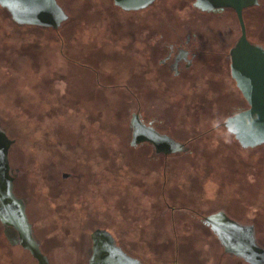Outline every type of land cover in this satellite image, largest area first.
<instances>
[{
    "label": "rangeland",
    "instance_id": "374dc122",
    "mask_svg": "<svg viewBox=\"0 0 264 264\" xmlns=\"http://www.w3.org/2000/svg\"><path fill=\"white\" fill-rule=\"evenodd\" d=\"M56 1L67 14V19L59 31L78 35L80 45L83 39H90L91 55L99 59L100 65H114L119 76L129 75L135 68V58H139L140 65L146 55L145 52L135 54L122 45L115 46L118 55L110 50L113 43L111 40L115 39V44L119 46L122 40L130 39L136 32L133 27L135 19L143 20L141 22L143 30L139 31L142 35L147 34L149 19L161 17L165 22L172 24H179L180 20L197 22L198 32L203 38L219 37L221 41L217 45L220 50L213 55L200 56L195 67L198 74L195 84L197 93L185 94L186 87L177 89L166 95L165 104L168 105L161 102L157 95L153 96L156 108L163 110L167 122H174L177 132L181 134V140H187L206 130H213L206 136L190 142L194 152L192 159H202L204 162L176 170L179 174L180 188L177 190V200H170L169 206L177 207L175 213L182 214L185 211L194 214L192 210L198 214L223 210L226 215L241 222L264 215V143L242 147L222 125L230 112L245 108L247 105L231 77L229 57L225 54L239 35L235 14L231 10H226L222 15L201 14L191 7L192 0H155L146 8L139 10H123L112 0ZM0 17H7L1 7ZM243 19L247 39L264 46V2L258 8L245 11ZM38 29L43 33L53 32L50 28ZM2 58L4 57H0V65L5 64V59ZM21 58L23 60L20 61L19 57L13 64L19 67L28 65L25 59L27 57ZM56 64L59 67L64 65L66 68L59 57ZM81 71L75 67L74 72L67 74V84L59 86L55 91L46 87L45 83L41 88H34V75L30 73H25L26 78L24 73L16 77L10 73L11 79L14 77L16 81L23 83L22 86H10L5 82L8 76L0 67V129L13 141L9 150V163L17 171L14 190L28 202V217L47 264H87L85 253L89 232L94 223L104 221L99 211L101 205L106 203L108 211L106 222L118 239H123L127 231L124 228L128 224L124 211L126 215L131 214L129 211H135L129 199L123 198L118 201L121 207L118 206L116 209L112 201L99 200L95 195L85 202L82 199L77 201L73 207H69L66 202L61 207H56L43 181V174H52L56 163V159H52L53 162L46 165V154L54 149L66 150L67 130L71 124L74 123L79 129H88L86 126L92 124V115L87 113L84 118L83 111H80L81 116H75L74 119L64 113L70 103L76 102L82 106L88 95H95L93 83L90 82V78L84 77ZM42 77H45V74ZM106 95L115 96L113 92ZM119 112L117 119L110 107H107L103 121L106 129L116 131L125 129L123 124L125 111ZM125 157L127 166L134 170L145 169L142 168L145 167L144 164L127 158L126 153ZM40 160L43 161V165L36 163ZM165 171L167 183L163 182L160 171L150 189L155 196L156 217L159 216V210L167 209L160 193L162 188L166 192L169 190L173 170L166 168ZM125 206L130 209L124 208ZM178 207H188L191 210ZM115 221H119L124 227L119 229L115 226ZM164 233L151 229L139 230L136 234H129V237L132 236L139 241L125 242L124 249L141 259L143 264H160L161 261L169 264L171 262L247 264L235 255L224 252L219 241L206 228L190 236L183 233L182 253L177 256L174 252L171 230ZM208 236L213 242L211 247L201 242ZM162 237L168 240L165 245L161 243ZM255 239L258 244L264 246L263 229L257 230ZM191 241L201 244L195 248L192 247ZM166 248L169 254L163 255L162 252ZM19 264L35 263L33 258L26 254L22 256Z\"/></svg>",
    "mask_w": 264,
    "mask_h": 264
},
{
    "label": "flooded vegetation",
    "instance_id": "af4514ba",
    "mask_svg": "<svg viewBox=\"0 0 264 264\" xmlns=\"http://www.w3.org/2000/svg\"><path fill=\"white\" fill-rule=\"evenodd\" d=\"M263 2L264 0H256L254 4L244 6L242 17L245 11L258 8ZM190 5L201 14L222 15L226 10H231L235 14L239 25V35L230 45V51L241 35L235 9L225 7L216 11H203L194 6V0ZM0 7L7 14V17H0V57L3 56L2 60L5 59V64L2 63L0 67L8 76L5 80L8 85L22 86L23 83L16 81L14 77L24 73L26 78L25 73H30L34 75V88H41L45 83L46 87L56 91L59 86L67 84V74L74 72L76 67L82 70L84 77L90 78L95 88V95H88L83 100L82 106L73 102L67 105V111L64 112L73 119L80 115V111L85 112L84 118L88 113L87 115L93 117L92 124L86 126L88 129H79L74 123L71 124L67 130L66 150L54 149L50 150L48 155L46 154V165L53 162L52 159H56L54 172L50 175L43 174V181L56 207H61L64 202L69 207H73L77 201L82 199L85 202L93 195L98 196L99 200L112 201L116 209L118 206L121 207L118 201L123 198L133 203L134 212L129 211L131 214L126 215L124 211L128 224L123 226L127 230L123 239H118L106 222L108 219L106 203L100 206L99 211L104 221H102L103 224L94 223L89 232L85 253L86 263L143 264L141 259L124 249L125 242L139 241L132 236L129 237V234H136L143 229L158 230L162 233L171 230L174 252L177 256L182 253L183 233L190 236L206 228L219 241L224 252L235 255L250 264L237 252L251 251L254 243L264 247L255 239L257 230H264V215L241 222L229 217L223 210H211L206 214H198L192 210L194 214H188L186 211L182 214L175 213L177 207L169 206L170 200H177V190L180 188L179 174L176 170L204 162L202 159H192L194 152L190 142L206 136L213 130H206L187 140H181V134L177 132L174 122H167L163 116V110L156 108L153 102V96L157 95L165 104L167 94L184 87L187 88L185 94L197 93L195 84L198 74L195 67L200 56L213 55L220 50L217 45L221 41L219 37L203 38L198 32L197 22L180 20L179 24H172L165 22L161 17L149 19L147 34L142 35L139 31L143 30L141 26L143 20L135 19L133 27L136 32L130 39L122 40L119 46L115 44V39L111 40L113 43L110 50L118 55L116 47L122 45L135 54L145 52L146 55L140 65H138L139 58H135V68L129 75L119 76L114 65H100L99 59L91 55L90 39H83L80 45L78 35L59 31L67 18L57 27L18 23L12 18L7 8L1 5ZM38 27L50 28L53 32L43 33ZM229 51L227 50L225 54L230 61ZM22 56L27 57L25 59L28 65L19 67L13 64L19 57L20 61L23 60ZM58 57L66 68L64 65H60V68L56 64ZM10 73L14 76L12 79ZM43 74L45 77H42ZM109 92H113L115 96H107ZM240 94L244 98L241 92ZM248 106L247 103L245 108L232 111L227 117ZM107 107H110L116 117L120 114L119 111H125L123 118L125 129L116 131L105 128L103 121ZM84 124L85 122L83 126ZM226 131L229 132L227 129ZM233 137L235 138L234 135ZM12 143L13 141L0 129V264H19L22 256L26 254L33 258L35 264H47L28 217V202L14 190L17 171L9 163V150ZM125 153L127 158L144 164L145 167L142 166V168L145 169L140 171L127 166L124 160ZM36 163L43 165L42 160ZM166 168L173 170L169 190L166 192L162 188L160 193L161 200L167 209L159 210V216L156 217L155 196L150 189L155 184V178L160 171L163 182L167 183ZM182 208L191 210L188 207H178V209ZM115 226L119 229L123 228L119 221H115ZM208 237L201 242L211 247L213 242L211 237ZM201 242L191 241V245L196 248ZM161 243L164 245L168 243L167 238L162 237ZM162 253L169 254L167 248ZM160 264L169 263L161 261ZM194 264L197 263L194 262Z\"/></svg>",
    "mask_w": 264,
    "mask_h": 264
},
{
    "label": "water",
    "instance_id": "95a60500",
    "mask_svg": "<svg viewBox=\"0 0 264 264\" xmlns=\"http://www.w3.org/2000/svg\"><path fill=\"white\" fill-rule=\"evenodd\" d=\"M153 0H113L123 10H138ZM256 0H194V6L203 11H216L233 7L241 28V35L230 48V73L236 86L246 99L248 107L224 121V126L242 147L264 143V47L249 42L245 35L242 8ZM18 23L57 27L67 14L56 0H0ZM254 242V241H253ZM248 252L239 251L250 264H264V247L255 243Z\"/></svg>",
    "mask_w": 264,
    "mask_h": 264
}]
</instances>
